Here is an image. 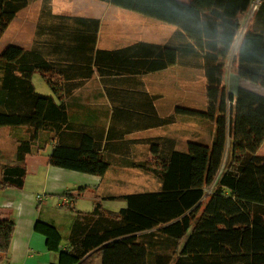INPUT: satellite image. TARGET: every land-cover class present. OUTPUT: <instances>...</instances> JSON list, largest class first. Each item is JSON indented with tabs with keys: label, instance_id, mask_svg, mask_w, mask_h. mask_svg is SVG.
<instances>
[{
	"label": "trees",
	"instance_id": "1",
	"mask_svg": "<svg viewBox=\"0 0 264 264\" xmlns=\"http://www.w3.org/2000/svg\"><path fill=\"white\" fill-rule=\"evenodd\" d=\"M102 1L177 29L166 44L140 42L101 50L98 20L61 18L63 27L72 22L83 32V44L74 51L86 55L84 68L100 78L141 76L176 65L191 67L193 59H202L210 103L204 117L214 121L215 139L212 145L189 143L185 152L161 137L140 140L166 165L155 172L162 188L104 199L124 202L118 211L104 207L96 191L87 188L68 195L76 202L89 192L94 205L92 211L68 208L74 223L66 250L60 248L59 230L37 221L35 230L57 254L52 264H96L100 259L102 264H264V157L258 155L264 144V97L245 89L233 96L223 83L242 27L241 15L249 12L253 0H214L210 11L179 0ZM29 3L0 0V40ZM254 14L233 65L240 78L264 87V0ZM74 67L17 46L0 55V128H8L18 142L17 160L23 163L0 171V190H22L26 158L50 143H55L49 156L52 166L99 177L110 168L105 156L108 141L93 131L73 130L66 102L54 98L62 89L70 92L76 87L68 82L62 88L59 80L63 71L76 72ZM35 74L48 84L50 95L37 92ZM131 167L149 169L145 162ZM14 232L13 219L0 218V264L7 258Z\"/></svg>",
	"mask_w": 264,
	"mask_h": 264
},
{
	"label": "crops",
	"instance_id": "2",
	"mask_svg": "<svg viewBox=\"0 0 264 264\" xmlns=\"http://www.w3.org/2000/svg\"><path fill=\"white\" fill-rule=\"evenodd\" d=\"M213 3L214 0L205 1L208 7L206 11L212 9ZM115 7L102 0H30L29 5L17 13L8 28L9 30L16 23L23 35L21 42L15 46L24 50H36L54 63L75 64L76 72L63 71L59 80L62 81V88L68 82L75 83L76 87L70 92L62 89L54 98L66 102L73 130L93 131L101 135L105 142L108 141L109 151H106L105 156L111 161V166L104 177L52 166L49 156L55 143L28 156L25 162L28 172L24 188L0 190V218L10 217L15 222L11 247L2 264H52L57 260V254L47 248V238L35 230L39 220L59 230L63 237L61 250L70 248L68 238L74 223V213L68 208L92 211L94 199L89 192L76 202L68 195L75 196L80 189L87 188L89 191H96L99 198L103 199L104 207L118 211L126 206L124 202L116 204L104 199L141 194L120 193L124 188L121 180L128 179L129 172L138 168L131 165L155 163L157 160L146 146L138 143L140 140L161 137L166 142L174 143L181 152L187 151L189 143L212 145L214 142L216 125L214 121L204 117L210 109V103L207 93L208 78L202 59H193L191 67L176 65L141 76L100 78L95 71L89 73L84 68L86 55L74 51L83 44V32L72 22H67L63 27L60 19L83 17L98 20L97 48L118 50L125 47H101L102 16L106 12H113ZM255 12L249 9L246 14V24L242 25L224 68L223 83L227 93L233 96L237 95L239 89H245L264 97V87L240 78L233 65ZM171 26L173 30L169 29L164 39L148 43H168L177 29L176 26ZM140 42L145 41L137 43ZM42 81L37 86L33 78L37 92L50 95L52 90L43 79ZM18 147L10 130L0 128V171L7 166L23 164L17 160ZM263 147L264 144L258 151V155L262 157ZM134 150H139V153L147 151L148 160L144 155L140 161H136ZM227 160L226 154L222 170ZM138 169L143 171L142 168ZM161 188L162 183L158 190L142 193L159 192ZM84 198L90 201L82 207L81 201ZM96 264H102L101 259Z\"/></svg>",
	"mask_w": 264,
	"mask_h": 264
},
{
	"label": "rangeland",
	"instance_id": "3",
	"mask_svg": "<svg viewBox=\"0 0 264 264\" xmlns=\"http://www.w3.org/2000/svg\"><path fill=\"white\" fill-rule=\"evenodd\" d=\"M188 5L195 7L201 11H206L208 7L205 4L207 0H185ZM249 16H251L249 14ZM242 25L246 24V14L241 15ZM161 26H164L161 27ZM169 29L173 30V26L162 23L158 20L145 17L139 13L125 10L119 7L113 8V12L109 11L102 16V33H101V47H126L137 43L138 41L156 42L161 41L168 34ZM21 31L17 28V24L14 23L5 36L0 40V55L9 46L18 45L21 42ZM23 42V41H22ZM25 43V42H24ZM115 44V45H112ZM231 65V63H230ZM42 81L39 74L34 76V83L38 86V82ZM40 90V89H39ZM229 148V141H228ZM227 148V155H228ZM264 152V147H263ZM136 161H140L141 157L145 156L148 160V152L142 150H134ZM225 154V155H226ZM155 163H148V170L144 169L140 171H130L128 179H122V190L120 193H142L148 191H155L160 188L161 181L156 175V171H162L165 168V163L155 160ZM147 163V162H146ZM118 191V190H117ZM88 197V196H86ZM90 200L84 198L81 201V206L84 207ZM119 202H116L118 204Z\"/></svg>",
	"mask_w": 264,
	"mask_h": 264
},
{
	"label": "built area",
	"instance_id": "4",
	"mask_svg": "<svg viewBox=\"0 0 264 264\" xmlns=\"http://www.w3.org/2000/svg\"><path fill=\"white\" fill-rule=\"evenodd\" d=\"M260 3H261V0H253L251 7H250L251 12L257 11ZM38 199H42V197H38Z\"/></svg>",
	"mask_w": 264,
	"mask_h": 264
}]
</instances>
